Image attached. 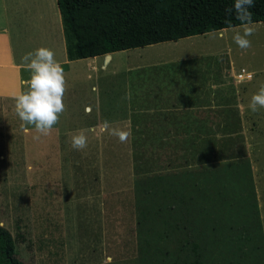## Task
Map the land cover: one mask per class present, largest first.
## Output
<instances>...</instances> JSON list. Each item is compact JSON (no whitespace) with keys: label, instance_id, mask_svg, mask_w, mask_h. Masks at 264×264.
I'll return each instance as SVG.
<instances>
[{"label":"rangeland","instance_id":"rangeland-1","mask_svg":"<svg viewBox=\"0 0 264 264\" xmlns=\"http://www.w3.org/2000/svg\"><path fill=\"white\" fill-rule=\"evenodd\" d=\"M0 1L9 19L15 2L17 56L41 47L50 49L52 42L55 59L63 58L56 0ZM253 24L254 34L248 37L252 46L247 50L232 40L235 30L242 31L239 26L226 29L223 39L212 32L116 52L107 70L89 79L86 63L72 64L68 71L64 69L66 111L40 140L33 139L38 133L32 126L30 134L21 131L15 107L0 106V223L14 238L16 258L24 264H87L100 252L103 235L98 234L99 228L137 226L135 179L143 173L183 166L177 168L188 171V212L182 215L183 225L190 233L196 232L197 241L202 234L196 225L197 212L209 209L204 215L211 241L203 263L264 264V108L255 113L247 109L264 85V23ZM56 42L60 43L58 53ZM209 54H214V60L205 58ZM200 65L255 74L241 86L246 109L243 126L213 122L206 127L221 135L209 137L204 136V126L193 123L188 128L196 132L188 137L181 136L182 130L172 136L171 129L156 120L159 115L134 112L150 89L183 84L189 78L185 71ZM22 74L29 79L27 70ZM105 121L112 128L130 130L128 142L101 132ZM94 122H101L99 128ZM81 132L88 144L78 151L72 148L71 137ZM208 171L212 203L205 206L197 185L204 186L207 179L199 173L207 177ZM185 229L181 236L188 239L189 229L188 233ZM172 236L166 241L170 256L175 249ZM200 246L198 242L190 254L201 253ZM171 262L160 257L159 264ZM140 263L149 264L145 259Z\"/></svg>","mask_w":264,"mask_h":264},{"label":"trees","instance_id":"trees-1","mask_svg":"<svg viewBox=\"0 0 264 264\" xmlns=\"http://www.w3.org/2000/svg\"><path fill=\"white\" fill-rule=\"evenodd\" d=\"M233 3L234 0H56L69 61L239 27L235 14L226 12ZM248 11L253 23H264V0H254ZM177 168L143 173L135 179L138 227L164 228L167 236L173 225L178 228L185 222L182 215L188 212V171ZM210 171L207 177L199 173L207 179L204 186L197 185L201 198L211 191ZM17 237L23 241L22 235ZM0 264H24L16 258L14 238L4 227L0 228ZM196 264L204 263L197 260Z\"/></svg>","mask_w":264,"mask_h":264},{"label":"crops","instance_id":"crops-1","mask_svg":"<svg viewBox=\"0 0 264 264\" xmlns=\"http://www.w3.org/2000/svg\"><path fill=\"white\" fill-rule=\"evenodd\" d=\"M190 40L189 45L192 46V39ZM49 45L52 46V48L49 46L50 50H53L54 44L51 42ZM57 46H60V43L56 42V53L61 50ZM23 50H25L24 47ZM113 54L108 55V58L99 56L69 61L64 49L63 58L56 60L67 71L72 64L77 66L80 63H86L85 66L88 68L86 78L89 79L92 76L91 74H97L99 70H107V67L113 61ZM214 54H209L205 58L214 60ZM20 57L15 53V2L12 4V18L9 19L6 15L5 6L0 1V106L3 109L5 106L15 107V101L12 97L16 92L23 89L22 81L26 80L22 74V71L26 69L22 64V57ZM101 57L104 58V61H100ZM185 73L189 78L183 84L178 83L171 88L150 89V92L144 94L140 100V108L135 109L134 112L145 115H159V119L156 118V120L166 124V128L171 129L170 133L172 136H174V132L177 133V136L182 130L183 134L181 136L188 137L190 133L196 132L194 129L188 128L193 123L197 127L204 126V136L209 137H220L221 135V133L214 134L211 128L206 127V125L211 127L210 123L213 122L225 124L228 122H239L243 126L246 109L242 110L237 107L238 104H243L241 97V86L243 83H236L237 76H246L247 73L243 69L236 73L232 68L200 65L187 69ZM251 81L252 79L244 83ZM86 109H90V107L86 106ZM14 111L13 109L15 116ZM100 123L94 122L93 126L99 128ZM174 127L177 129H174ZM180 127L185 128L180 129ZM219 164L221 163L219 162L216 165ZM202 199L203 205L205 202V206H209L212 203V190L203 196ZM208 210H199L196 215V225L199 228V232L202 233L199 234V241H197L196 232L190 233L189 227L186 229L184 225L178 228L174 225L171 227L169 235H173L172 240L175 244H173L175 249L172 256L169 255L167 250V245L170 244L166 243L169 235H165L164 228L146 226L99 228L98 234L101 232L103 235V240L99 247L100 252L96 255V258L88 259L90 262L87 260V264H141L140 262L143 259L148 260L149 264H159L160 257L171 258L172 264H188L187 262L196 264L197 260H201L203 263L206 261L205 251L211 241L209 223L206 220V215H204ZM184 229L185 232L189 229L188 239L184 235L181 236L184 234ZM92 233L97 234L94 231ZM138 238L139 240H137ZM198 242L199 246L203 243L200 246L201 248L199 247L202 250L201 253L190 254V249L195 250L198 248ZM142 246L144 247L143 249H141ZM91 249L93 253L96 252L94 247Z\"/></svg>","mask_w":264,"mask_h":264},{"label":"clouds","instance_id":"clouds-1","mask_svg":"<svg viewBox=\"0 0 264 264\" xmlns=\"http://www.w3.org/2000/svg\"><path fill=\"white\" fill-rule=\"evenodd\" d=\"M254 6V0H234L231 8L226 12L240 21V29L235 30L232 36L233 42L242 50L251 48V41L248 37L254 34V24L252 14L248 11ZM234 27V26H233ZM226 29L222 28L218 33L220 39L224 38ZM25 69L30 73L27 80L22 81L27 91L21 89L13 95L15 101V112L22 122L20 127L23 133L30 134L32 126L38 135L33 136L34 140H40L41 136L50 134L53 127L59 122L60 116L66 111L64 97L67 91V82L64 68L60 62L55 59V53L45 47L36 49L34 52H28L21 58ZM254 73H247L246 76H237L236 83L250 81ZM239 109H244L245 105L238 104ZM264 108V85L259 91L251 97L247 109L253 113ZM90 109H86V112ZM101 132L117 136L121 143H127L131 136L130 130H121L112 128L108 121L100 126ZM88 138L81 132L71 137V145L75 150H83L87 147ZM0 223V228H3ZM110 259V258H109Z\"/></svg>","mask_w":264,"mask_h":264},{"label":"water","instance_id":"water-1","mask_svg":"<svg viewBox=\"0 0 264 264\" xmlns=\"http://www.w3.org/2000/svg\"><path fill=\"white\" fill-rule=\"evenodd\" d=\"M105 57L108 58V55H106Z\"/></svg>","mask_w":264,"mask_h":264}]
</instances>
